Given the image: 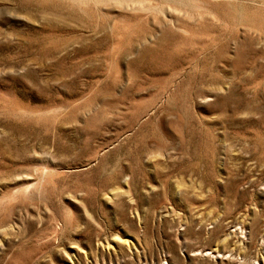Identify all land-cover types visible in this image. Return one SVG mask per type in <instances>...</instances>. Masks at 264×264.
I'll return each instance as SVG.
<instances>
[{
    "label": "rangeland",
    "instance_id": "1",
    "mask_svg": "<svg viewBox=\"0 0 264 264\" xmlns=\"http://www.w3.org/2000/svg\"><path fill=\"white\" fill-rule=\"evenodd\" d=\"M0 264H264V0H0Z\"/></svg>",
    "mask_w": 264,
    "mask_h": 264
}]
</instances>
